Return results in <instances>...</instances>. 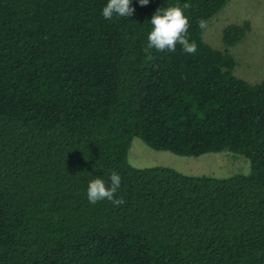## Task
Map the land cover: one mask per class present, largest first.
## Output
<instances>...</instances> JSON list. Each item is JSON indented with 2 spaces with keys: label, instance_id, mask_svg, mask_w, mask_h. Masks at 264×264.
<instances>
[{
  "label": "trees",
  "instance_id": "trees-1",
  "mask_svg": "<svg viewBox=\"0 0 264 264\" xmlns=\"http://www.w3.org/2000/svg\"><path fill=\"white\" fill-rule=\"evenodd\" d=\"M107 2L0 0V264H264V80L237 77L198 27L227 0H132V17L105 20ZM184 3L197 53L149 60L152 16ZM248 29L226 27L225 46ZM135 138L252 170L137 169ZM113 172L125 204H90V180Z\"/></svg>",
  "mask_w": 264,
  "mask_h": 264
},
{
  "label": "rangeland",
  "instance_id": "rangeland-1",
  "mask_svg": "<svg viewBox=\"0 0 264 264\" xmlns=\"http://www.w3.org/2000/svg\"><path fill=\"white\" fill-rule=\"evenodd\" d=\"M249 23L245 36L234 46L226 47L224 29L230 25ZM202 40L210 47L228 50L235 60L234 74L249 84L264 80V0H227L215 15L207 20ZM128 163L137 169L167 167L188 176L227 178L248 175L251 161L231 152L209 153L199 157L176 156L155 151L139 138L133 139L128 151Z\"/></svg>",
  "mask_w": 264,
  "mask_h": 264
},
{
  "label": "clouds",
  "instance_id": "clouds-1",
  "mask_svg": "<svg viewBox=\"0 0 264 264\" xmlns=\"http://www.w3.org/2000/svg\"><path fill=\"white\" fill-rule=\"evenodd\" d=\"M149 2L150 0H139L141 7L147 6ZM131 5L132 0H108L102 9V15L105 20H111L114 16L132 17L136 9ZM190 8V3H184L182 7L177 4L176 6L160 8L154 13L150 22L152 30L147 36L146 46L142 49L149 60L152 59V50L174 53L178 44L187 54L195 55L197 53L198 45L195 41H190L188 35L190 23L185 15V10ZM198 27L201 30L206 29L207 21L200 19ZM121 184L122 178L116 172L110 175V183L99 177L90 180L87 188L88 202L95 205L98 202L108 200L117 207L124 205L125 200L122 197L116 198Z\"/></svg>",
  "mask_w": 264,
  "mask_h": 264
}]
</instances>
